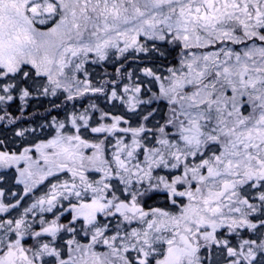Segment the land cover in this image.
Segmentation results:
<instances>
[{
	"label": "snow or ice",
	"instance_id": "6c2138e0",
	"mask_svg": "<svg viewBox=\"0 0 264 264\" xmlns=\"http://www.w3.org/2000/svg\"><path fill=\"white\" fill-rule=\"evenodd\" d=\"M0 264H264V0H0Z\"/></svg>",
	"mask_w": 264,
	"mask_h": 264
}]
</instances>
